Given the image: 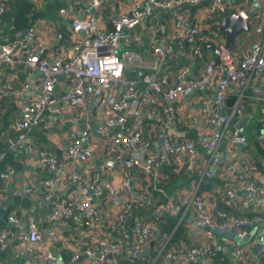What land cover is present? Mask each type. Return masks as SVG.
Wrapping results in <instances>:
<instances>
[{
    "label": "built area",
    "instance_id": "2783aa9c",
    "mask_svg": "<svg viewBox=\"0 0 264 264\" xmlns=\"http://www.w3.org/2000/svg\"><path fill=\"white\" fill-rule=\"evenodd\" d=\"M109 0H80L75 14H71L67 40L69 42L66 56L58 54L49 56L50 43L34 37L35 29L28 26L25 37L9 38L6 34L0 41V67L21 62L28 74L38 72L37 95L22 102L17 107L13 120L14 135L8 134L6 127L0 123V137L5 139V151H0V163L6 153L23 151L36 153L38 161L46 167L47 177L40 181L42 199L49 204L45 216L48 224L65 220L79 225L83 236L76 242L67 264H74L82 254L88 258V264H121V258L130 260L138 257L143 246L151 253L150 264H214V259L224 252L229 239H219L210 230L202 231V239L194 240L186 249L171 250L165 248L168 236L158 231L156 223L159 216L169 210L167 202L156 206L152 212L153 219L134 217L133 224H128V217H133V208L147 205L152 201L153 192L162 193L160 189L161 169L172 160L180 162L184 171L189 172L195 166L196 146L191 139L173 141L164 133L172 123L170 104L187 96L192 91L209 90L200 107V113L210 114L207 123L218 129L201 137L198 145L207 153L201 168V177H211L216 168L223 170L228 181L221 194L220 201L225 208L247 210L250 215L218 216L203 198L196 194L195 188H183L178 194V203L185 213L192 210L195 227L226 229L239 239L249 233L244 227L255 225V231L248 243L236 245L229 261L223 264H264V155L254 165L253 158L247 155L246 163L236 164L237 160L224 162L220 150L221 142L228 138L232 145L246 143L245 126L232 125L231 118H239L243 111L245 98L264 99L262 91L253 82L255 78L264 84V22L256 15L255 31L261 36L237 56L226 49L224 42L217 44V55L204 63L199 76H190L187 63H182L179 73L171 77L155 76L144 72L141 79L127 78L125 69L141 67L145 62L138 52L129 45V32L141 23L145 16L157 10H166L174 5H197L203 0H142L137 8L121 10L113 16L110 27L100 29L97 23L102 20L101 5ZM247 3L250 0H241ZM223 0H209L202 16L184 27L180 16L175 18L173 39L166 37L165 27L159 24V36L149 44L153 61L149 64L158 70L160 64L171 60H185L188 48L199 54L207 40L201 31L204 21L215 13H224ZM4 11L0 0V14ZM59 13H65L59 8ZM247 20L244 11H238ZM63 38L60 32L53 34L58 41ZM206 46V45H204ZM237 58H240L237 67ZM66 78L62 99L70 111L84 113L89 104L95 110L106 112L94 125L86 124L80 131L70 130L66 134L64 152L69 160L81 163L82 168L66 175L69 190L66 197L51 201L55 187L62 176V165L48 152L37 150L27 138V130L37 124L44 112L46 123H53V115L59 113L54 104L53 89L57 77ZM143 84V87H140ZM24 83L19 89L10 85L0 86V100L6 95H17L26 89ZM89 92L85 94V88ZM234 89L235 100L226 105L227 95ZM248 92L247 94L245 92ZM188 103V102H187ZM189 104V103H188ZM218 110V113H214ZM157 117L159 123L151 118ZM196 122V117L191 118ZM257 141L264 151V110L258 119ZM159 127L154 140L144 135V127ZM229 129V134L226 132ZM149 130V129H148ZM99 136L105 160H115L124 156L120 162L119 181L114 183L102 175L101 168L89 160L92 158V134ZM209 166L213 170H209ZM12 168L0 171V180L7 185ZM143 180L147 189H143ZM26 193L35 192L34 185L25 189ZM131 217V218H132ZM6 231H0V250L7 245L10 236L19 245L26 256L27 264L40 261L43 264H60V258L52 250L35 248L42 241L35 219L27 215L22 222L15 214L6 216ZM47 241L56 245L62 241L50 225L45 228ZM259 238V241L257 238ZM259 243L255 257L251 252L254 243ZM223 255L218 259L223 261Z\"/></svg>",
    "mask_w": 264,
    "mask_h": 264
},
{
    "label": "crops",
    "instance_id": "0c3cea01",
    "mask_svg": "<svg viewBox=\"0 0 264 264\" xmlns=\"http://www.w3.org/2000/svg\"><path fill=\"white\" fill-rule=\"evenodd\" d=\"M31 1L35 3L37 7H40L42 0ZM141 1L142 0H109L108 2L103 3L101 5L103 18L97 23V27L100 29H105L108 26L110 27L113 16L117 12L137 8L140 6ZM252 1L254 0L242 3L241 0H223L227 11H244L248 16L246 21L249 25V29L242 30L237 33L232 40V45L229 48V50L234 52L237 56L244 52L252 42L256 41L261 36L260 32L255 31V25L257 23L256 15H259L260 17L264 15V0H255L256 5L254 6L252 5ZM208 2L209 0H203L193 6L189 4H181L171 6L166 10H157L153 14L143 17L141 19V23L129 32L131 37L129 47L133 51L138 52L140 58L143 62H145L143 65L144 72L152 73L156 77H171L169 81L172 83L175 81L172 77L176 73H179L181 64L187 63L190 70V76H199L201 74L204 63L210 58L216 57L215 53L211 49L206 48L201 54H197L193 59L194 52L192 49L188 48V55L185 60L181 61L176 59L166 61L163 64H160L158 70H153L149 65L153 61V55L149 49V44L158 38L159 33L157 27L159 24H162L165 27L166 37L168 39H173L176 36V32L173 30L175 18L180 16L183 26H189L194 22L196 17L204 14ZM79 3L80 0H67L66 6L62 7L65 13H59L58 11L57 16L61 18L62 24L66 29L68 28L70 16L71 14H75ZM252 7L253 11L255 10L254 14L249 13L252 10ZM206 22L204 21L201 26V31L202 29H207L206 35H210L214 38L207 45L214 46L216 43L219 44L221 39L224 42V36H221L213 30H209L211 24ZM32 26L35 29L34 37L42 38L50 43L48 48L49 56L55 54L60 56L67 55L69 48V42L66 38L67 35L61 31V26L57 21H52L48 18H38L32 22ZM55 32H60L63 38L58 41L54 40L53 34ZM17 37L22 36L18 35ZM130 69L131 68L125 69L124 73L126 74L127 72H130ZM35 72L36 71H33L28 74L25 65L21 62L0 67V86L10 85L12 88L17 90L24 83H27L26 89L17 95H6L0 100V123H2L3 127L7 128L8 134L10 135H14L15 133L13 120L16 116L18 105L37 95L38 73ZM133 75V78L136 79L134 73ZM253 82L260 87L263 96L264 84H260L255 78H253ZM65 83L66 78L62 77L57 79L53 89L54 104L59 108V113L53 115V123L51 125L46 123V116L48 113L44 112L39 122L27 130V138L33 142L35 148L37 150L50 153L62 165V176L53 191L51 201H58L66 197L70 188L66 181V175L72 171H78L82 168L81 163L69 160L66 157L64 147L67 142V132L70 130L80 131L86 124L94 125L106 114V112L100 108L95 110V106L94 108H88L84 113L76 114L70 111L67 103L62 99ZM231 93H233L235 100L234 89H232L227 95V98ZM245 93L247 94L248 92L246 91ZM211 94L212 92L209 90L192 91L187 96L170 104L173 120L169 127L164 129V133L167 134L173 141H180L185 138L191 139L196 142L195 146L197 151L195 166L191 171H184L182 164L174 160L161 169L162 180L165 182L169 180L174 181V183H171V185L165 190L167 203L169 205L168 211L174 212L180 209L179 221L182 219V225L185 228V239L179 240L176 244H174V248H170L171 250L186 249L190 246L192 241L202 239L203 235L202 231L193 225L192 210H188L183 213V210L178 203V194L181 189L195 188L197 191V185L200 180H206L213 177L217 178L220 181L219 185L214 183L209 187V189L200 190L197 195L203 198L204 202L211 208V211L213 214L217 215V217L224 214L215 206L217 205V201L221 203V194L227 187L225 184L228 181L227 176L224 175L222 169L216 168L213 176L201 177V168L206 160L207 153L197 143L201 137L216 131L215 127L207 123V119L210 114L200 113L199 110L204 98L206 96H209L210 98ZM242 101H244V107L243 111L240 112L239 118H247L246 124L244 125L246 143L241 146L240 150H237L236 145H232L228 138H224L220 145L223 163L233 160L235 162L236 159L237 162L235 163L241 165L247 162V155L252 157L253 160L257 157V152L250 142L257 141L254 126L258 123L260 114L264 110V99L245 98L242 99ZM226 105L228 108L229 105L227 103ZM218 112L219 111L216 110L214 113ZM254 113H256V116H254L255 120H251ZM194 116L196 117V122H192L191 120ZM151 119L154 122L159 123V119L157 117H153ZM144 128V135L150 140H154L157 133L160 131L159 127L151 129L146 126ZM228 134L229 129L226 132V136H228ZM91 147L92 158L89 161L101 168L103 176L107 177L110 181L117 183L119 181L120 162H116L113 166L103 165V161H106L105 156L102 151L99 136L94 133L92 134ZM8 161L9 163L6 164L5 168H12L13 172L10 174L8 184L5 186L0 185V231H6L8 228V225L6 224V216L8 214H15L22 222L25 220L27 215H32L35 219L37 228L42 235V241L38 246L36 245L35 248L52 250V252L57 254L60 260L64 262V264H67L76 242L84 234L82 227L65 220H58L52 224H48L45 220V216L49 210V204L42 199V187L40 185V181L47 177L48 172L46 167L39 163L36 153L27 154L23 151H19L12 154ZM178 170H181L186 174L196 171L199 175L197 183L194 185H190L189 183L186 186H181V178L174 176L177 174L175 172ZM30 185H34L35 187V192L31 194L25 192V189ZM143 189H147V185L144 180ZM50 225L53 227V230H55L57 236L62 239V241L56 245H51L47 241L45 228ZM219 239L222 240L224 238L219 237ZM234 249L235 244L233 242L229 241L225 243L224 251L228 252L229 255L232 254ZM144 250L148 249L143 246L139 255ZM67 252L69 254H67ZM63 256L67 257V261L63 260ZM140 258L143 259V264H150L151 253L145 256H140ZM25 260L26 256L21 252L19 245L12 237L8 236L5 249L0 250V264H12L24 262ZM87 260L88 258L81 254L74 264H88ZM27 264L43 263L37 261L35 263L27 262ZM168 264H183V262H169Z\"/></svg>",
    "mask_w": 264,
    "mask_h": 264
},
{
    "label": "trees",
    "instance_id": "16d2710c",
    "mask_svg": "<svg viewBox=\"0 0 264 264\" xmlns=\"http://www.w3.org/2000/svg\"><path fill=\"white\" fill-rule=\"evenodd\" d=\"M4 11L0 14V41L2 37H4L6 34L9 36V38H15L19 35V32L23 28H27L32 24V22L35 19L38 18H48L52 21H57L61 26V31L67 35V29L62 24L61 18L57 16L59 8H62L66 6L67 0H42L40 7H37L35 3H33L31 0H2ZM227 10L224 13H215L213 14L209 19L205 20L206 23L211 24L209 30H213L216 33L220 34L218 32L217 27L219 24V19L221 16L227 14ZM253 17V16H252ZM109 28V26L107 27ZM242 31V30H241ZM240 31V32H241ZM202 32L207 37V40L203 43L204 45H207L211 42L214 38L212 36H207L206 30L202 29ZM239 33V32H238ZM237 33H233L232 39L235 37ZM232 45V43H231ZM202 46V47H203ZM217 46V43L214 45ZM127 78H133L134 75L132 72H127L125 74ZM234 100V95L231 93L226 103L230 106L231 103ZM5 124V123H3ZM6 126V125H4ZM259 129V122L254 126L255 132H257ZM13 134V133H11ZM250 144L253 145L255 148V151L257 152V157L253 160L254 165L258 164V159L263 157L264 151L260 146V143L258 141H251ZM6 143L5 139L3 137H0V151H5ZM12 156V153H6L3 160L0 163V171L4 170L7 163H9L8 159ZM174 176L181 178L180 181L182 183L181 186H186L190 183V185H194L197 183L199 175L196 171L190 172L189 174H186L185 172H182L181 170L176 171ZM171 183H174V181H167L161 179L160 182V189L162 190V193L153 192L152 194V201L143 206H136L133 208V217L130 219H127L128 224H133V218L137 217L140 219H146V216H149V219H153V216L151 215L154 208L156 206H159L160 204H164L167 202V196H166V189L171 185ZM219 185L220 181L213 177L206 180H200L197 185V191L196 194L202 189H209L212 184ZM0 185H3L2 181L0 180ZM218 209H220L226 216H239V215H250V213L247 210L239 211L234 209L225 208L220 202L217 201V205L215 206ZM179 214L180 209L174 212L170 211H164L160 216L156 223V227L159 232L164 233L166 236H168V240L165 244V248H174V244H176L179 240L185 239V228L182 225V219L179 221ZM67 254H69L67 252ZM220 255H223V261H220L218 257ZM230 255L228 252L224 251L223 254H219L214 259V264H223L225 261H229ZM63 260L67 261V257L63 256ZM143 264L144 261L142 258L137 257L133 260H130L126 256H123L121 258V264Z\"/></svg>",
    "mask_w": 264,
    "mask_h": 264
},
{
    "label": "water",
    "instance_id": "95a60500",
    "mask_svg": "<svg viewBox=\"0 0 264 264\" xmlns=\"http://www.w3.org/2000/svg\"><path fill=\"white\" fill-rule=\"evenodd\" d=\"M252 5L253 6L256 5L255 0L252 1ZM251 9L252 10L249 13L254 14L255 10L253 11V7ZM248 29H249V25H248L247 21L244 20L238 12H235L233 10H229L226 15H223L220 17L219 24L217 27L218 32L224 36V46L226 49H229L231 46V43L233 40L232 39L233 33H238L241 30H248ZM19 35L22 37H25V28H23L19 32ZM206 48L211 49L215 53V55H217V49L215 46H212V45L203 46L201 51L199 52V54H201L202 51L205 50ZM195 57H196V54L193 55V59ZM239 62H240V58H237V67H239ZM129 71L133 72L135 74V77L137 80H140L143 73H144V70L141 67H133ZM35 73H38V72L36 71ZM60 78H62V76L57 77V79H60ZM140 87H143V84H140ZM88 92H89V88L86 87L85 88V94L87 95ZM92 105H94V104H89L88 107L91 108ZM246 121H247L246 117L237 118L234 116L231 118V124H234V125H245ZM216 131H218V129H216ZM241 146H242L241 144H236L237 150H240ZM124 158H125L124 156H121V158L118 159L117 161H115L113 159L106 160V161H103V165L113 166V164H115L116 162H118V163L121 162ZM209 170H213V168H211L209 166ZM131 217L132 216L128 217V219H130ZM133 219L135 220V218H133ZM148 219H149V216H146L145 220H148ZM193 225H194V223H193ZM244 228L246 230H248V233H249V235L244 239H239L235 234H233L231 231H228L226 229L209 228L207 226H202L201 228H199V230H203V231L210 230L215 235L229 239L233 243H235L236 245H243V244L248 243V241L250 240V236L255 231V225H252L251 227L245 226ZM259 238L260 237L257 238L258 241H259ZM258 249H259V243L258 242L254 243L251 247V252H252L253 257L256 256ZM148 254H150L149 251L144 250L141 252V254L138 257L143 256V255L145 256ZM60 264H64V262H62L60 260Z\"/></svg>",
    "mask_w": 264,
    "mask_h": 264
},
{
    "label": "rangeland",
    "instance_id": "374dc122",
    "mask_svg": "<svg viewBox=\"0 0 264 264\" xmlns=\"http://www.w3.org/2000/svg\"><path fill=\"white\" fill-rule=\"evenodd\" d=\"M263 20H264V15L262 16ZM256 113L253 114V116L251 117V120H255Z\"/></svg>",
    "mask_w": 264,
    "mask_h": 264
}]
</instances>
